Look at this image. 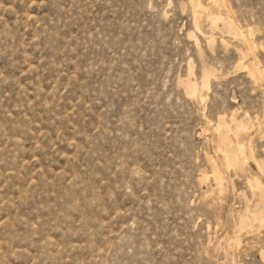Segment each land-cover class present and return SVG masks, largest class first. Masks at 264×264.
Masks as SVG:
<instances>
[{
	"label": "rangeland",
	"instance_id": "obj_1",
	"mask_svg": "<svg viewBox=\"0 0 264 264\" xmlns=\"http://www.w3.org/2000/svg\"><path fill=\"white\" fill-rule=\"evenodd\" d=\"M209 1L0 0V264H264V0Z\"/></svg>",
	"mask_w": 264,
	"mask_h": 264
},
{
	"label": "bare ground",
	"instance_id": "obj_2",
	"mask_svg": "<svg viewBox=\"0 0 264 264\" xmlns=\"http://www.w3.org/2000/svg\"><path fill=\"white\" fill-rule=\"evenodd\" d=\"M190 2L192 4V6H199L201 8V10L205 9L203 7L204 5L200 2V0H190ZM213 3H215L218 6H224V1L223 0H213L212 4ZM217 9H219V8H217ZM205 10H207V9H205ZM193 12H194V10H193ZM210 19H211L212 25L214 27H217V24H218L219 20H221L222 18L220 19V17H218L216 15H210ZM193 22H194V20H193ZM228 26H229V28H232L231 24H228ZM242 38H243V41H244V43L246 45L247 53L253 55L255 53V51H256V46H255L254 42L252 41V39L249 40L247 37H245L243 35H242ZM211 41L214 44V40H211ZM211 41L209 42V44L210 43L212 44ZM247 68H248V70H246V71H249V75L255 81L264 80V71L257 65V62H251L247 66ZM202 73L203 74H202V80H201V87L204 90V89H206V87H208L210 78L214 77L215 75H214L213 71L208 70V69H205ZM191 85H192V88H191V91L189 92V95H193V96L197 95L198 91H201V90L198 89V86H197L196 83H192ZM255 86H256V84H255ZM202 91H201V94H202ZM201 96L202 95H200V97ZM253 126L255 127V125H253ZM258 126H259V124H258ZM248 128H249L248 124L245 121H243V120H241L240 122H236L235 118H232L231 121H230V124H227L224 121L223 118L219 119V125H218V127L216 129L217 130L216 131L217 132V141H218L219 149L223 152V156H224L223 160H224V164L226 166V169H228V168H231V169H242L245 166V164H247V161H248L247 151L251 154V156L253 155L250 143L249 144H247V143L244 144L241 141H238V139H237V143L235 145H233L232 141L230 140L231 137L229 138V135H230L231 132H233L235 137L238 138V136L243 131L247 130ZM253 131H254V129H253ZM222 147H224V149H222ZM252 158H253V161L257 164L260 172L263 174L264 173L263 167L255 160L254 156H252ZM212 173H213L214 180H215L217 186L220 189V192H222L223 184H224L225 180L223 179V176H222L221 172L216 167H213V172ZM248 186L251 189L252 194H253L254 197H256L259 201H264V184L261 182L259 177H253V178L249 179L248 180ZM256 226H259V227L264 226V214L257 213V212L254 211L250 215H243V216L240 217V227L242 229H244V230L247 229V228L253 229ZM238 231H239V229H238ZM237 239L238 238H235V240H237ZM261 254H262L263 259H264V251H262Z\"/></svg>",
	"mask_w": 264,
	"mask_h": 264
}]
</instances>
